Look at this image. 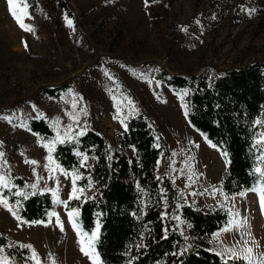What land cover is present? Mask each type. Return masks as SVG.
I'll return each mask as SVG.
<instances>
[{
	"label": "rangeland",
	"instance_id": "1",
	"mask_svg": "<svg viewBox=\"0 0 264 264\" xmlns=\"http://www.w3.org/2000/svg\"><path fill=\"white\" fill-rule=\"evenodd\" d=\"M36 2L37 11L30 15L22 0H14L20 22L33 29L27 31L10 14L7 0H0V174L9 188H14L8 173L13 169L30 186L37 184L33 191L49 192L63 230L51 213L42 223H24L0 205V233L30 245L32 252L27 263L11 262L1 252L0 260L93 264L80 250L86 232L74 229L65 204L56 202L68 200L73 172L62 169L52 155L47 159L43 144L57 134L74 137L88 128L112 142L124 127L121 119L125 124L142 112L167 145L158 172L169 175L188 204L227 212L228 221L212 235L210 248L220 257L235 253L245 264H264V185L237 194L223 190L225 163L219 149L189 124L182 94L164 82L204 69L264 64V0H148V6L145 0ZM37 118L50 125V139L30 130ZM176 223L187 238L188 225L179 217Z\"/></svg>",
	"mask_w": 264,
	"mask_h": 264
},
{
	"label": "trees",
	"instance_id": "2",
	"mask_svg": "<svg viewBox=\"0 0 264 264\" xmlns=\"http://www.w3.org/2000/svg\"><path fill=\"white\" fill-rule=\"evenodd\" d=\"M26 13L34 15L36 0H22ZM164 82L189 105V124L206 140L217 145L225 163L222 188L227 194L251 190L260 179L256 167L264 168V64L253 63L227 70H202L196 74L172 75ZM54 94L53 89L47 90ZM261 121V123H256ZM109 142L99 131L88 128L84 135L57 143L51 152L64 170L81 178L80 200H67L65 209H78L77 225L90 234L101 225L95 244L100 264H245L241 258L220 257L210 248V239L228 221L222 209L204 210L188 204L167 173L158 172L162 156L168 155L165 140L142 112L127 118ZM31 131L43 138L53 135L42 118L32 119ZM222 151H227V163ZM80 152L89 157L81 166ZM14 188L0 189L15 205L22 220L46 221L55 211L47 192L33 191L27 179L8 170ZM91 182L92 187L87 185ZM15 188L29 194L14 195ZM264 188V187H263ZM19 200V206L16 202ZM188 225L185 238L176 218ZM26 245L0 233V252L14 263H27L32 252ZM183 254H181L182 250ZM175 254V255H174Z\"/></svg>",
	"mask_w": 264,
	"mask_h": 264
},
{
	"label": "snow or ice",
	"instance_id": "3",
	"mask_svg": "<svg viewBox=\"0 0 264 264\" xmlns=\"http://www.w3.org/2000/svg\"><path fill=\"white\" fill-rule=\"evenodd\" d=\"M7 5H8V10H9L10 14L13 17L16 18L17 22L20 23V26L22 28H24L25 30H27V31H33V29L30 26L25 25V24L20 22V17L17 15V8H16V5L14 3V0H7ZM145 6H148V0H145ZM21 11H23V10H21ZM251 11H255V10L253 9ZM66 22H67L68 25L72 24V21L70 19H68L67 17H66ZM25 47H27V45H25ZM157 71H158V69H157ZM149 83H152V81H149ZM182 95L183 96L188 95V91L185 90ZM182 107L184 108L185 115L187 116L189 114V110H190L189 105L182 104ZM82 111H83V109H82ZM118 113H119V109H118ZM114 119H119V115L114 116ZM120 122L125 127V130H127V125L124 124V119H121ZM256 123H261V121H257ZM82 135H84L83 131L76 133V136H82ZM72 138L73 137L68 136L67 133H65V136L63 138L59 134H57V136L52 141H48V142L44 143L43 146L48 148V150H49V156L47 157V159H49V160L52 159L51 152H52V150L54 148V145L56 143H61L62 144V143H65L66 140H70ZM257 143H264V135L261 136V138L257 141ZM212 147H217V145H212ZM76 154L78 156H82L81 166H84V164L88 161L89 157L87 155L83 154V153H80V152H77ZM3 155H4V153L0 152V157H3ZM222 155L225 157V161L227 163L228 162L227 161V157H228L227 151H222ZM258 159H261L262 162H264V157H261V158H258ZM26 163L36 164L37 162L36 161H26ZM45 167L48 168L50 172H55L56 171L55 168H49L48 165H45ZM254 171H255V173H258L259 177H260V179L258 180V183L260 185H264V168L256 167L254 169ZM65 174L67 175V173H65ZM72 175H73V179H72L73 190H72V192L69 193L68 199L69 200H80L81 199V194L84 192V189L83 188H78L76 186V181L79 180L81 177L79 175H76V174H72ZM189 179H191V177H189ZM9 187H10V182L6 179V177L3 174H0V189H8ZM31 187L33 189H35L37 187V184H32ZM87 187H89V188L92 187L91 182H89ZM256 190H257L256 187L251 189V191H256ZM243 194L244 193H241V195H243ZM14 195L18 196V197H22L23 199H28V195L29 194L24 193V192H22L20 190H17V191L14 192ZM53 195H56L55 191H53ZM56 202L57 203H64L65 206H67V204H68V201H60L58 198H57ZM19 203L20 202L18 200L16 202L17 206H19ZM0 205H2L5 209H7L14 217H16L17 220H21V217L14 210L13 205H11L9 203V200H8L7 196H5L3 194H0ZM260 207H261V212L264 213V188H262L261 191H260ZM51 215L52 216H56V223L61 228V230H63V224L61 223L58 214L53 212V213H51ZM67 215H68V218H69V222L72 223L73 228L74 229H78V225H77V223H76V221L74 219V217L79 216L78 209H72V210L68 211ZM176 219H178V217ZM23 222L24 223H29L27 221H23ZM30 223L38 224V223H42V221H31ZM100 228H101V225H100L99 220H98L97 223H96L95 228L91 231L90 234H88V233H84L83 234L85 237H87L86 243H85L84 239L80 240V244H81V249L80 250H81V252H83L86 256H88L89 259L93 261V264H100V257H99V254L97 253L96 247H95V244L99 240ZM78 235H80L79 231H78ZM22 247H31V246L30 245H22ZM0 250H2V249H0ZM183 251H186V249L182 250L181 254H183ZM246 251L248 253V256L246 258L247 259H251L252 249L251 248H247ZM33 255H35V254H33ZM232 258H240V257H237L236 254L233 253L232 257H229V259H232ZM0 264H7V261L6 260H0ZM129 264H132L131 260L129 261ZM226 264H227V262H226Z\"/></svg>",
	"mask_w": 264,
	"mask_h": 264
}]
</instances>
